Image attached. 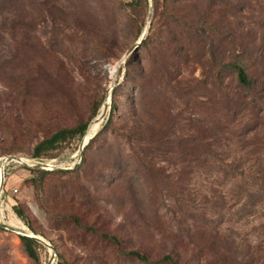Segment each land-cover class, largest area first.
<instances>
[{"label": "rangeland", "instance_id": "374dc122", "mask_svg": "<svg viewBox=\"0 0 264 264\" xmlns=\"http://www.w3.org/2000/svg\"><path fill=\"white\" fill-rule=\"evenodd\" d=\"M201 1L213 2L212 42L193 47L189 30L169 22L168 32H158L169 43H142L128 55L149 23L150 0H0V159L17 155L61 171L44 175L37 188L31 182L37 174L9 163L0 219L21 220L26 231L49 241L53 264H264L262 179L197 180L200 190L192 198L184 193L187 200L179 203L163 183L144 179L125 143L136 113L149 133L170 138L199 132L204 119H230L235 88L230 78L224 84L216 78L220 55L223 63L242 61L255 80L264 75V0ZM162 5L157 12L153 0L157 26ZM181 5L188 15L198 4ZM211 52L219 60L195 57ZM256 89L262 90L260 81ZM84 123L90 126L85 138L95 123L101 126L82 154L84 136L33 157L42 140ZM24 247L19 234L0 229V264H49L50 247L38 242L36 258Z\"/></svg>", "mask_w": 264, "mask_h": 264}, {"label": "trees", "instance_id": "16d2710c", "mask_svg": "<svg viewBox=\"0 0 264 264\" xmlns=\"http://www.w3.org/2000/svg\"><path fill=\"white\" fill-rule=\"evenodd\" d=\"M137 1L132 0V3L134 4ZM181 1L155 0L157 12L158 7L163 2V12L160 15L161 26H157L158 21H156L157 15L155 14L143 44L156 43L162 45L166 40L169 43V39L158 32L161 30L165 32L171 22L184 25L189 30L188 32L191 33L188 35L191 38L189 43L193 47L205 40L213 41V35L210 34H213L212 27L214 25H211L209 19H207L210 14H213V12H210L213 2L210 1L205 5L201 0H193L200 7L195 5L194 13L188 12L191 14L187 15L184 13V10L187 9H182ZM172 2L177 3V5L174 7L173 4V9H171L173 14L168 17L165 12L168 11V4ZM198 15L201 17H198ZM176 39V41H179L178 37ZM207 55L213 57L214 60L218 59V56L212 52L200 53L195 57H207ZM220 56L221 59L218 60L222 66L219 69L220 74L216 78H218L220 84H224L226 78H230L235 88V96L232 98L229 107V111L232 112L229 113L230 119L224 121V117H220L214 123L204 119L205 127L199 132L174 134L170 138L167 133L159 136L149 133L140 114L136 113L133 125L124 132L125 143L130 149V159L141 169V175L144 179L149 183H163L167 192L170 193V197L177 196L179 203L187 200L184 199V193L185 197L192 198L193 193L200 190L195 185L197 180L218 185L231 180H246L249 178L264 181V105H262L264 104V96L261 94L262 90L264 91V75L260 76L261 79L255 80L242 61L232 59L223 63V57ZM178 72L180 73L176 75L182 77L183 72ZM167 76L173 80L177 78V76H171L169 73ZM258 81H260L262 90L256 89ZM252 90L256 93L253 96L252 94L249 95V91ZM116 108L117 105L114 103L112 111H115ZM253 109L256 113L252 112ZM110 120H112V117ZM87 128L88 124L84 123L74 128H63L56 131L50 137L38 143L33 157L42 158L45 152L55 149L62 142L69 139L74 140L76 137L82 138ZM166 164L175 171H169L165 166ZM26 168L37 174L31 179V182L37 188L41 185L44 175L51 172H61L58 170ZM15 210L18 213L17 215L31 226L21 208L15 207ZM0 229L3 228L0 227ZM104 237L119 242L116 236L105 233ZM20 238L27 253L36 258V245H38V242L25 236H20ZM129 254L143 261H150L148 256L139 250H132ZM164 260L174 262L171 255H166Z\"/></svg>", "mask_w": 264, "mask_h": 264}, {"label": "water", "instance_id": "95a60500", "mask_svg": "<svg viewBox=\"0 0 264 264\" xmlns=\"http://www.w3.org/2000/svg\"><path fill=\"white\" fill-rule=\"evenodd\" d=\"M150 1H151V12H152V10H153V8H152L153 0H150ZM151 12H149L150 13V15H149V23H148L145 31L143 32V34H142L140 40L138 41V43H136V45H134V47H132L131 50L128 52V55H130L133 52L137 51L140 48V45H142V43L145 40V38L147 37L148 32H149V28L151 26V20H152V17H153V13H151ZM108 100L104 104V114H103L104 116H103V118L106 117V114H108L107 112H109V109H110V105H109ZM89 127L87 129V132L89 130ZM87 132L85 133V135L87 134ZM94 137H92V138H94ZM91 139L87 143H85V136H84L83 141L81 143V146H79L80 147V154H82L83 150L85 149V146H87L89 144ZM2 159H3L2 164H1V168H2V171H3L2 193L4 191V185H5V180H6V167L11 162H16V163H19L21 165H24L25 167L36 168V169H51V170H54L56 168H59L57 165L52 164L51 162H45V161H38L37 163L27 162V161H25V159L23 157L17 156V155H8V156L3 157ZM80 159H82V155H80ZM2 193H1L0 197L2 196ZM0 227L4 228V229H7V230L14 231L17 234H19L20 236H25V237H28V238H32V239L36 240L37 242L42 243V245L44 244L47 247H50L53 250V254L51 255L49 264H53V262L55 260V248L52 247L53 245L49 241H47L43 236L35 234V233H30L31 230L26 231V230H23V229L15 228V227L11 226L9 223H7V222H5L4 220H1V219H0Z\"/></svg>", "mask_w": 264, "mask_h": 264}, {"label": "bare ground", "instance_id": "6f19581e", "mask_svg": "<svg viewBox=\"0 0 264 264\" xmlns=\"http://www.w3.org/2000/svg\"><path fill=\"white\" fill-rule=\"evenodd\" d=\"M103 114H104V109H103ZM100 123H95L94 125H93V127H92V131H91V135L90 134H88L87 136H86V138H87V140H89L97 131H98V129L100 128ZM86 138H85V143H87L88 141L86 140ZM87 141V142H86ZM25 159V158H24ZM1 160V159H0ZM2 161V160H1ZM25 161H27V160H25ZM3 178V171H2V169H0V192H2V179ZM1 195V194H0ZM0 200H1V198H0ZM1 212H2V214L4 215V212H3V210H1L0 211V214H1ZM8 223L11 225V226H13V227H15V228H18V229H23V230H28V227L23 223V221H21V220H9L8 221Z\"/></svg>", "mask_w": 264, "mask_h": 264}, {"label": "built area", "instance_id": "2783aa9c", "mask_svg": "<svg viewBox=\"0 0 264 264\" xmlns=\"http://www.w3.org/2000/svg\"><path fill=\"white\" fill-rule=\"evenodd\" d=\"M3 161V159H1ZM2 164V163H1Z\"/></svg>", "mask_w": 264, "mask_h": 264}]
</instances>
